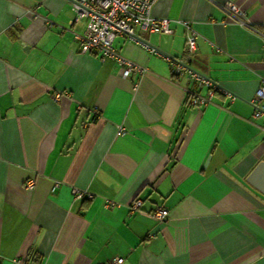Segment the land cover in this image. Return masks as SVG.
<instances>
[{"label":"crops","instance_id":"crops-1","mask_svg":"<svg viewBox=\"0 0 264 264\" xmlns=\"http://www.w3.org/2000/svg\"><path fill=\"white\" fill-rule=\"evenodd\" d=\"M226 1L157 0L151 15L171 33L117 32L114 48L145 68L123 76L80 51L88 19L74 21L69 0H0V264H264V170L250 180L264 157L251 104L264 0H229L246 24ZM166 57L235 98L190 105L193 86Z\"/></svg>","mask_w":264,"mask_h":264},{"label":"built area","instance_id":"built-area-1","mask_svg":"<svg viewBox=\"0 0 264 264\" xmlns=\"http://www.w3.org/2000/svg\"><path fill=\"white\" fill-rule=\"evenodd\" d=\"M72 9L75 12L74 21L87 18L82 34H75L80 42V51L82 53H98L101 60L112 59L122 65L121 74L127 76L130 72L144 73L145 68L135 65L124 59L121 54L114 48L113 40L117 32L126 33L133 39L135 37V28H140L149 33H171L169 19L166 17L155 18L151 15V9L157 0H69ZM223 9L239 23H245V14L235 3L227 0ZM187 30L185 39V50L187 54H192L195 50L196 31L191 27L187 20L180 21ZM246 24V23H245ZM250 27V26H249ZM172 69L175 73L186 72L193 90L190 92L188 103L194 107L201 108L211 103L214 91H223L230 99L235 95L224 91L222 87L200 74L193 68L185 66L181 60L171 61ZM206 88L205 94H200V90ZM251 104L254 107L253 116L259 117L264 114V80L257 87ZM117 134L124 133L122 127H117ZM34 179L26 182L27 187H32ZM76 197L86 195L83 191L73 190ZM90 197L91 195H87ZM141 198L137 197L131 202V210L136 211L141 203ZM107 205H114L113 201H107ZM167 210L157 207L152 215L163 220L167 216ZM20 261V260H19ZM21 262V261H20ZM121 257H114L105 264H121ZM21 264H27L22 261Z\"/></svg>","mask_w":264,"mask_h":264},{"label":"water","instance_id":"water-1","mask_svg":"<svg viewBox=\"0 0 264 264\" xmlns=\"http://www.w3.org/2000/svg\"><path fill=\"white\" fill-rule=\"evenodd\" d=\"M136 37V36H135ZM138 38V37H136ZM264 170V157L263 159L256 165V167L254 168V170L252 171V173L250 174V180L252 178L255 177V175H257L258 172Z\"/></svg>","mask_w":264,"mask_h":264}]
</instances>
